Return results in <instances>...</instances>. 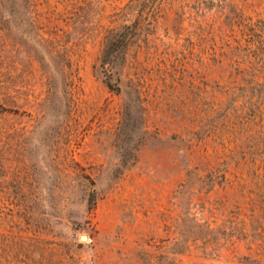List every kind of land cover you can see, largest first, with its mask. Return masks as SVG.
<instances>
[{
    "label": "rangeland",
    "instance_id": "1",
    "mask_svg": "<svg viewBox=\"0 0 264 264\" xmlns=\"http://www.w3.org/2000/svg\"><path fill=\"white\" fill-rule=\"evenodd\" d=\"M0 264H264V0H0Z\"/></svg>",
    "mask_w": 264,
    "mask_h": 264
},
{
    "label": "trees",
    "instance_id": "2",
    "mask_svg": "<svg viewBox=\"0 0 264 264\" xmlns=\"http://www.w3.org/2000/svg\"><path fill=\"white\" fill-rule=\"evenodd\" d=\"M130 34V30L125 27L121 31L113 34V37L108 40L101 60V64L107 67V70L110 68L111 63L122 55ZM107 85L110 87L111 84L109 81H107Z\"/></svg>",
    "mask_w": 264,
    "mask_h": 264
}]
</instances>
